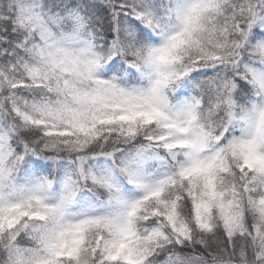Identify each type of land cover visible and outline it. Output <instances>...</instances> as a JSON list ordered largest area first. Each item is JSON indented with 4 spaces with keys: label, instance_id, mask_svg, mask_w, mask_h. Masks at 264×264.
<instances>
[{
    "label": "snow or ice",
    "instance_id": "obj_1",
    "mask_svg": "<svg viewBox=\"0 0 264 264\" xmlns=\"http://www.w3.org/2000/svg\"><path fill=\"white\" fill-rule=\"evenodd\" d=\"M0 264H264V0H0Z\"/></svg>",
    "mask_w": 264,
    "mask_h": 264
}]
</instances>
